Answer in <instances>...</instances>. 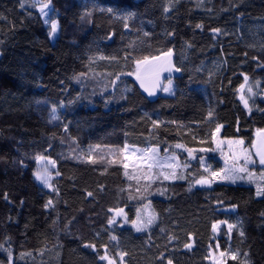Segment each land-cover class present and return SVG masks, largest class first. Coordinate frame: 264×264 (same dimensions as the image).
<instances>
[{
  "label": "trees",
  "instance_id": "obj_1",
  "mask_svg": "<svg viewBox=\"0 0 264 264\" xmlns=\"http://www.w3.org/2000/svg\"><path fill=\"white\" fill-rule=\"evenodd\" d=\"M51 5L56 44L34 0H0V264H108L105 251L116 264H213L218 223L234 226L218 237L226 264H264L261 175L196 183L211 177L202 160L222 172L217 128L250 147L264 131V0ZM169 50L183 72L175 95L147 100L136 61ZM125 145L174 154L184 178L128 179ZM37 157L55 161L52 192ZM142 211L153 222L138 232Z\"/></svg>",
  "mask_w": 264,
  "mask_h": 264
},
{
  "label": "rangeland",
  "instance_id": "obj_2",
  "mask_svg": "<svg viewBox=\"0 0 264 264\" xmlns=\"http://www.w3.org/2000/svg\"><path fill=\"white\" fill-rule=\"evenodd\" d=\"M42 2L46 3L45 1H42V0H34V3H35V5H37L38 10L40 9ZM49 9H45V11L48 12V16H44L40 12L43 20H46V19L49 21L55 20L54 13H53L54 10L52 9L51 3L49 6ZM55 21H57V23H58V31L55 35L50 36V40L52 41L53 44L57 43V40H58L59 35H60L59 21L58 20H55ZM47 25L50 28V23H47ZM167 85H168V83L166 84V86ZM175 91H176L175 90V83H174V81L171 80V90L169 92H164L163 95L166 97L174 96ZM221 133H222V128H219V131H216V134H215V140H214L215 149H214L213 153H216L218 155V160H219L220 164H222V166H223L222 170H225L226 168H233V167L239 168L241 166H245L244 156H243L242 150H247V153L251 155V158L256 161L255 164L246 165L248 170L250 172H252L253 175L261 174V172H264V170L261 168L259 162H257L255 152H253V146L250 147L244 141H243L242 145L236 143V141H240L239 139H236V140H234V139H226V140L222 139ZM229 141H231L232 143L229 144ZM134 149L143 150L142 148L129 146L128 151L124 152V162H125L124 164L128 165L127 169H125V170L128 172V174L130 176L135 177L137 180L145 179V176H149V177H151V179H146V180L152 181V180H155L159 177H163L164 175H169V176L171 175L173 169L167 167L166 165L164 167H155L151 171H149L146 167V163L144 161H142V159H141V152H136L135 155H132V152ZM207 152L208 151L204 150L200 154H202L205 157ZM234 154L236 157H239L238 160L234 159ZM149 155H151V153H149ZM158 156L161 158H166V157L170 158L171 157L169 155L160 154V151H158ZM38 161H39V164H38V169L36 172H38V171L42 172L44 170V168L46 167L48 169V172L51 174L50 183H51L52 187L51 188L46 187L40 181H38L37 179L36 180L42 187H45L48 191L52 192L54 189V186H53L54 182L53 181L58 176L56 174L58 172V171H56L57 170L56 164L53 167L52 164L49 163V161H54V160H51L47 157H44V159L38 160ZM226 161H227V165L225 163ZM148 163H151V161H148ZM167 163L178 164V161H177V159L175 161H172L169 159L167 161ZM202 165L204 166V169H207L206 171L211 175V177L208 179L212 180L213 184H214V182H217V181L226 182V183L229 181L233 182L231 179H222L221 178L222 176H224L226 174L225 171L218 173L217 176H213L212 172H211L212 169L208 166V164H206V162L204 160H202ZM179 169H180V166L175 168V172H177ZM245 174L247 175V173H240L237 171H234L232 173V175L237 176V177L243 176ZM168 180H172V179L170 178ZM234 183H236V184L241 183V179H236ZM149 219H151V217L149 216L148 211H142L135 222L137 224L143 225V224H147V221ZM216 226L217 227H216L215 233H216V240L217 241H216V245L211 250L210 260L213 264H226V262H227L226 261V254L219 247V244H218L219 238L218 237H219V234H220L222 228L229 230L228 225L223 224V223H218ZM133 227L136 229L134 224H133ZM146 228L147 227H145L143 230H145ZM143 230L139 231V232H143ZM217 245H218V247H217ZM221 253H224V255L221 256Z\"/></svg>",
  "mask_w": 264,
  "mask_h": 264
},
{
  "label": "snow or ice",
  "instance_id": "obj_3",
  "mask_svg": "<svg viewBox=\"0 0 264 264\" xmlns=\"http://www.w3.org/2000/svg\"><path fill=\"white\" fill-rule=\"evenodd\" d=\"M50 3H51V0H47L46 3H43V2L41 3V6H40V9L39 10H40V12L44 16H48V12H46L45 9H49ZM21 7H23V5H21ZM168 10L169 9H167V8L165 9V11H168ZM45 23L46 24L47 23H50L49 36L55 35L57 33V31H58V23H57V21H55V20L49 21V20L46 19L45 20ZM125 27H127V25H125ZM197 27H200V25H197ZM214 31H217L218 32L219 30L216 29ZM145 35H147V33H145ZM171 55H172L171 50H169V52L167 54H165V56L167 58V64H168V67L167 68H160V66L158 64H153L152 63V61H159L161 59V57H152L151 59L148 58V57H145L143 60L136 61V64H137V68H136V79L140 81V86L142 88H144L145 91H147L149 95H155V91L153 89H150V88H148V87L145 86L144 81H143V79L141 78V75H140L141 70L143 69L144 71H149V70H153V69L159 68V70H161V71L167 70V71L171 72L173 70L172 69V66H171ZM175 71L178 72V71H180V69L179 68H176ZM131 74L132 73H130V75ZM245 80H247V77H245ZM154 87H160L159 81L156 82V84L154 85ZM162 90L164 92H169L171 90V79L170 78L168 80V85L167 86H164L162 88ZM249 91H251V89H249ZM241 99H243V97H241ZM245 107H247V101H245ZM55 113H56V109L53 108L52 109V119H57V116H56ZM209 115H211V113H209ZM153 123L155 124V121ZM217 131H219V128H217ZM231 143L232 142L229 141V144H231ZM236 143L242 145L243 144V141L242 140L236 141ZM175 147L182 148L184 146L181 145V144H177V145H175ZM254 147H255V145H254ZM121 151L122 152H127L128 151V146L125 145L124 149H122ZM158 151L159 150L157 148H147V149H143V150L134 149L133 152H132V155H135L136 152H141V159H142V161H144L146 163V167H147V169L149 171H151L155 167H164L165 165L167 167H169V168H172L173 171H172V173H171L170 176L169 175H164L163 176V178L165 180L170 179V178L171 179H176V178L183 179L184 178L183 176H177V174L175 172V168L179 167V165L176 164V163H167V161L169 159L172 160V161H175L177 159L175 157V155L173 154V156L170 157V158H167V157L166 158H161V157L158 156ZM188 151H189V155L191 156L192 155V151L191 150H188ZM149 153H151V155H149ZM242 153H243V156H244V164H245V166H241L239 168H235V167H233V168H226L225 170H222V171H225V173H226L224 176L221 177L222 179H231L233 182H235L236 179H243L244 178L243 176L237 177V176L232 175V173L234 171H237V172H240V173H247L249 179L252 178L253 173L248 170V168L246 167V165H248V164H255L256 161L251 158V155L247 153V150H242ZM256 154L259 156V164L262 165V166H264V152H262V151H260L258 149ZM42 159H44V157H37V160H42ZM234 159L238 160L239 157H236L235 154H234ZM148 161H151V163H148ZM91 162L92 163H95L96 161L93 160ZM49 163L52 164L53 167L55 166V161H49ZM225 163L227 165V161ZM123 166H124L125 169H127V167H128L127 164H124ZM56 174L59 175L58 172ZM34 175H35V178L38 181H40L42 184H44L46 187H49V188L52 187V185L50 183L51 174L48 172V169L46 167L44 168V170L42 172L38 171V172L34 173ZM124 175L126 177H128V179L135 178L133 176H130L127 171H125ZM212 175L213 176H217L218 173H213ZM260 175H261V179L264 180V172H261ZM145 179H151V177L145 176ZM196 183H198V184H208L210 182L208 180H205V179H200V180H197ZM88 195L91 196L92 193L89 192ZM256 195L257 196L264 195V186H260V185L257 186ZM51 204H52V201L49 200L48 203L45 205V207H49V206H51ZM110 211H111V209H110ZM122 214H124L123 213V209H118L117 210V215H122ZM152 222H153V220L152 219H149L147 221V224L141 225V224H137L135 221H133V224L136 227V231L139 232V231H142L145 227H147ZM112 223H114V219H110L109 220V224H112ZM216 227H217L216 225H213V230L214 231L216 230ZM233 227H234L233 225L229 224L228 225L229 231H231ZM240 235L243 236L244 233L241 231L240 232ZM111 239L112 240H116L117 237L116 236H112ZM85 246L86 247H91L93 249L95 248V245H85ZM191 246H192L191 244H186L185 245V247L186 248H189V249L191 248ZM217 247H218V245H217ZM105 248H106V246H105ZM118 255L120 257L121 262H123V258H124V256L127 255V253H119ZM223 255H224V253H221V256H223ZM238 255H239L238 252H236V253H230L231 259H233V260H236L237 257H238ZM245 255H247V254L245 253ZM99 258L101 260H106L108 262V264H116V261L114 259H111L107 255V251H105V254L102 255V256H100ZM168 264H172V261L169 260L168 261Z\"/></svg>",
  "mask_w": 264,
  "mask_h": 264
},
{
  "label": "water",
  "instance_id": "obj_4",
  "mask_svg": "<svg viewBox=\"0 0 264 264\" xmlns=\"http://www.w3.org/2000/svg\"><path fill=\"white\" fill-rule=\"evenodd\" d=\"M171 53H172V55H171V66L173 69L171 72H169L167 70L161 71V70H159V68L149 70V71H144L142 69L140 72L141 78L143 79L145 86L150 88V89H153L155 91V95H149L148 92L145 91V89L140 86V81L135 78L134 81H135L137 88L139 89V92H141L143 97H145L147 100L148 99L154 100V99H159L160 97H162L163 93H164L162 88L164 86H166L169 78L171 80H180V78L183 76V72L180 68H179L180 71H178V72L175 71V69L177 68L176 58H175L174 52H171ZM157 57H161V59L159 61H152V63L158 64L160 66V68H167L168 64H167V58H166L165 54L158 55ZM157 81H159L160 87H154V85L156 84ZM254 145H255V147H254ZM258 149L260 151L264 152V131L258 132V134L256 135V137L254 139L253 152H255L257 162H259V156L256 154ZM260 166L264 170V166H262V165H260ZM206 180H208L210 183H208V184H197L198 188L201 190H204V191L213 190L215 188V186H213V182L210 179H206Z\"/></svg>",
  "mask_w": 264,
  "mask_h": 264
}]
</instances>
